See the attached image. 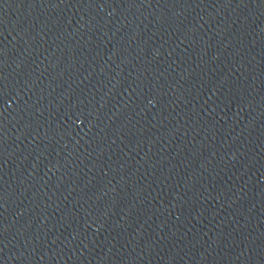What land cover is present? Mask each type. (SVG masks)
Listing matches in <instances>:
<instances>
[{"label": "water", "instance_id": "water-1", "mask_svg": "<svg viewBox=\"0 0 264 264\" xmlns=\"http://www.w3.org/2000/svg\"><path fill=\"white\" fill-rule=\"evenodd\" d=\"M0 264H264V0H0Z\"/></svg>", "mask_w": 264, "mask_h": 264}]
</instances>
